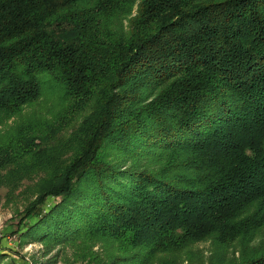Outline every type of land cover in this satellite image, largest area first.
Listing matches in <instances>:
<instances>
[{
  "label": "trees",
  "instance_id": "trees-1",
  "mask_svg": "<svg viewBox=\"0 0 264 264\" xmlns=\"http://www.w3.org/2000/svg\"><path fill=\"white\" fill-rule=\"evenodd\" d=\"M39 71L60 111L0 141L24 237L100 244L92 264L200 241L204 264H264V0H0V126Z\"/></svg>",
  "mask_w": 264,
  "mask_h": 264
},
{
  "label": "rangeland",
  "instance_id": "rangeland-1",
  "mask_svg": "<svg viewBox=\"0 0 264 264\" xmlns=\"http://www.w3.org/2000/svg\"><path fill=\"white\" fill-rule=\"evenodd\" d=\"M37 76L41 87L40 98L24 107L22 112L7 124L0 126V141L4 140L16 125L20 123L37 124L43 119L53 120L60 111L61 102L57 95L55 81L47 71H39ZM79 119L80 117H77L72 125H75ZM4 195L5 189L0 188V254L6 256V258L0 259V264H92L96 256L103 255L100 244H96L90 249L88 248L87 252L82 253V247L77 244H46L44 241L27 239L23 233L26 231V223L33 222V218H27L21 223L20 219L24 215L22 201L13 199V201L7 202ZM52 201L53 199H50L47 204H51ZM211 249L209 241L196 242L189 250L191 262L184 259L179 264H204ZM237 250L238 248L234 247L230 248L226 254L224 253L225 264L229 258L231 259L233 251L237 255ZM182 257H184L183 254H181ZM112 264L124 263L113 262Z\"/></svg>",
  "mask_w": 264,
  "mask_h": 264
}]
</instances>
